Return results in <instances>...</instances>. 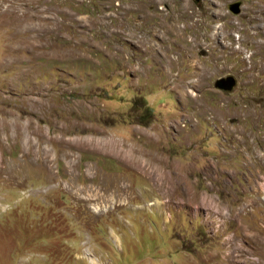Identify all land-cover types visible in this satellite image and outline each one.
<instances>
[{
    "label": "rangeland",
    "instance_id": "1",
    "mask_svg": "<svg viewBox=\"0 0 264 264\" xmlns=\"http://www.w3.org/2000/svg\"><path fill=\"white\" fill-rule=\"evenodd\" d=\"M232 1L0 0V264H264V0Z\"/></svg>",
    "mask_w": 264,
    "mask_h": 264
},
{
    "label": "bare ground",
    "instance_id": "2",
    "mask_svg": "<svg viewBox=\"0 0 264 264\" xmlns=\"http://www.w3.org/2000/svg\"><path fill=\"white\" fill-rule=\"evenodd\" d=\"M37 103V102H36ZM36 131V130H35ZM60 141L61 143L65 144L66 147H70L72 148V144L74 141L72 142H67L65 141V139L63 137H59L56 141ZM58 141V142H59ZM78 141V140H77ZM79 142V141H78ZM81 144H95V146L99 147V148H107L109 149L110 151L114 152L115 154L119 155V156H122L123 158H125L126 160H132L133 158H137L136 161H138V166H140L142 169H145L146 171L149 170L150 172V175L151 176H154L155 178H157L156 180V184L155 186H157L158 188L161 189V191L164 188V186L166 185V178L164 177V175H162V173H160L157 169L155 170H151V167L150 165L152 164H149L148 162H144L143 159L141 158L142 157V154L141 153H136L135 150H134V147H130V148H126L124 146V144H122L121 142H118V141H113V140H106V139H95V138H88V139H81V142H79ZM76 144V142H75ZM77 146V145H76ZM79 146V145H78ZM132 146V145H131ZM74 148V147H73ZM68 149V148H67ZM71 150V149H69ZM74 151V150H73ZM148 156V155H147ZM41 158V157H40ZM140 158H141V161H140ZM47 161V160H46ZM153 161V160H152ZM40 162V160H39ZM136 163V162H135ZM42 164V163H40ZM157 164V163H156ZM43 165V164H42ZM44 167V170L45 169H48L49 166L46 164L43 166ZM161 168V167H160ZM153 169V168H152ZM159 169V167H158ZM48 172V171H47ZM53 175V174H52ZM50 177V176H49ZM170 183V182H169ZM169 186V185H168ZM125 187V186H124ZM127 187V186H126ZM125 187V188H126ZM122 188V187H121ZM124 188V189H125ZM122 188V191L124 190ZM129 190V189H128ZM127 191H125L126 195L128 194ZM168 191V189H167ZM172 191V190H171ZM130 192V191H129ZM123 193V192H122ZM169 193V192H168ZM209 210V209H208Z\"/></svg>",
    "mask_w": 264,
    "mask_h": 264
},
{
    "label": "water",
    "instance_id": "3",
    "mask_svg": "<svg viewBox=\"0 0 264 264\" xmlns=\"http://www.w3.org/2000/svg\"><path fill=\"white\" fill-rule=\"evenodd\" d=\"M194 1L199 2L200 0H194ZM240 6H241L240 0H235L227 4L228 9L234 14L240 12ZM235 84H236V79L232 75L221 76L214 81L215 87L224 90H231L235 86Z\"/></svg>",
    "mask_w": 264,
    "mask_h": 264
}]
</instances>
